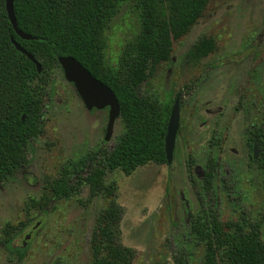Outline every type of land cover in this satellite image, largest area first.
Listing matches in <instances>:
<instances>
[{
	"label": "rangeland",
	"instance_id": "rangeland-1",
	"mask_svg": "<svg viewBox=\"0 0 264 264\" xmlns=\"http://www.w3.org/2000/svg\"><path fill=\"white\" fill-rule=\"evenodd\" d=\"M140 30L134 3L123 5L105 31L109 65ZM202 37L214 41L215 51L187 61ZM34 86L49 98L41 133L25 154L27 164L0 184V264H91V234L110 199L91 198L83 186L70 199L56 201L49 184L89 153L112 150L124 125L118 119L105 141L109 110L89 112L57 68L45 86ZM141 92L161 103L179 95L180 128L170 166L151 163L131 175L116 170L106 176L117 187L121 243L134 250L132 264H203L205 244L193 235L192 222L197 215L208 220L210 211L222 222L244 217L260 223L264 240V147L257 146L258 165L249 136L264 128V0H210L191 31L173 42L171 62L160 65ZM7 226L16 228L18 247L30 235L22 261L1 245Z\"/></svg>",
	"mask_w": 264,
	"mask_h": 264
},
{
	"label": "trees",
	"instance_id": "trees-1",
	"mask_svg": "<svg viewBox=\"0 0 264 264\" xmlns=\"http://www.w3.org/2000/svg\"><path fill=\"white\" fill-rule=\"evenodd\" d=\"M210 0H15L18 27L36 40L19 38L0 0V184L12 179L27 164L26 152L40 133L49 94L43 83L52 69L63 70L60 57H72L97 80L107 85L120 105L124 133L112 150L100 148L64 169L49 184L53 200H68L89 188L90 197L105 196L108 207L97 218L90 239L91 264H132L135 252L121 243L122 209L115 202L116 184H107L109 172L131 175L154 163L167 164L165 138L174 102L161 103L141 92L142 85L163 63L171 62L173 42L186 36L202 18ZM134 3L141 30L119 61H106L105 31L120 8ZM14 39L42 65V73L12 43ZM212 39L200 38L186 60L197 62L215 51ZM25 120L23 121V116ZM211 163V162H210ZM210 165V164H209ZM213 169L204 181L212 185ZM197 215L192 233L205 244L203 264H264L260 223L246 218L222 222L216 212ZM5 229L4 247L22 261L27 248H14V230Z\"/></svg>",
	"mask_w": 264,
	"mask_h": 264
},
{
	"label": "water",
	"instance_id": "water-1",
	"mask_svg": "<svg viewBox=\"0 0 264 264\" xmlns=\"http://www.w3.org/2000/svg\"><path fill=\"white\" fill-rule=\"evenodd\" d=\"M15 0H6L7 14L10 23L16 33V35L22 40L31 41L36 40L35 37L25 34L18 27L15 12H14ZM12 43L15 48L24 54L37 68L39 74L42 73V65L35 59V57L28 53L21 45H19L14 39ZM59 64L63 70L65 80L74 86L76 93L83 102L85 108L88 111L92 110H104L108 109V124L106 128L105 141H109L116 121L120 118V105L114 92L104 83L94 78L91 73L83 67L77 60L72 57H60ZM180 96L175 99L171 115L168 122L167 135L165 138V153L167 158V165H171L174 159V151L176 146V139L180 128ZM25 115L23 116V121ZM254 157L257 158V146L254 149ZM30 239V235L26 236L24 246Z\"/></svg>",
	"mask_w": 264,
	"mask_h": 264
},
{
	"label": "flooded vegetation",
	"instance_id": "flooded-vegetation-1",
	"mask_svg": "<svg viewBox=\"0 0 264 264\" xmlns=\"http://www.w3.org/2000/svg\"><path fill=\"white\" fill-rule=\"evenodd\" d=\"M92 111H99V110H92ZM102 111V110H101ZM91 112V111H89ZM249 136L251 138V141H253V155H252V160L253 162H256L258 165H261L260 161L258 160V153H257V158L254 157V149H255V146H263L264 147V128H256L252 131L249 132ZM212 167L214 166L213 164L211 165ZM213 169V168H212ZM214 175V173H213ZM28 236V235H27ZM3 247H4V244L2 243L1 244ZM13 247L14 248H24L26 249V246H24V243H23V246L22 247H18L16 246L15 244V240H14V244H13ZM5 248V247H4ZM7 249V248H6ZM8 250V249H7ZM9 253L16 255L15 252H10ZM18 258V257H17ZM19 260V259H18ZM20 261V260H19Z\"/></svg>",
	"mask_w": 264,
	"mask_h": 264
}]
</instances>
